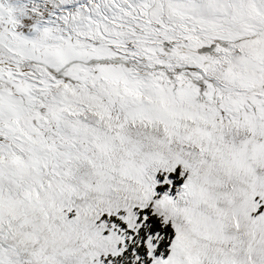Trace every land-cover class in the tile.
Segmentation results:
<instances>
[{
  "label": "snow or ice",
  "instance_id": "obj_1",
  "mask_svg": "<svg viewBox=\"0 0 264 264\" xmlns=\"http://www.w3.org/2000/svg\"><path fill=\"white\" fill-rule=\"evenodd\" d=\"M0 264H264V0H0Z\"/></svg>",
  "mask_w": 264,
  "mask_h": 264
}]
</instances>
